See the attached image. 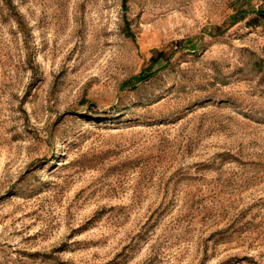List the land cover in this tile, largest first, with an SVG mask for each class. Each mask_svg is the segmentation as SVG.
Segmentation results:
<instances>
[{
  "label": "rangeland",
  "instance_id": "rangeland-1",
  "mask_svg": "<svg viewBox=\"0 0 264 264\" xmlns=\"http://www.w3.org/2000/svg\"><path fill=\"white\" fill-rule=\"evenodd\" d=\"M0 264H264V0H0Z\"/></svg>",
  "mask_w": 264,
  "mask_h": 264
},
{
  "label": "trees",
  "instance_id": "trees-1",
  "mask_svg": "<svg viewBox=\"0 0 264 264\" xmlns=\"http://www.w3.org/2000/svg\"><path fill=\"white\" fill-rule=\"evenodd\" d=\"M258 17H260L259 19L260 20H263V19H261L262 17H263V14L262 13H258ZM129 34V33H128ZM157 55H156V59H160V58H162V56H164V54L162 53V52H158V53H156ZM142 78H144V77H142Z\"/></svg>",
  "mask_w": 264,
  "mask_h": 264
}]
</instances>
